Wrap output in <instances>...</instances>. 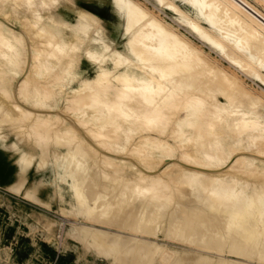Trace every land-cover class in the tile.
<instances>
[{
  "label": "bare ground",
  "instance_id": "1",
  "mask_svg": "<svg viewBox=\"0 0 264 264\" xmlns=\"http://www.w3.org/2000/svg\"><path fill=\"white\" fill-rule=\"evenodd\" d=\"M61 1L0 0L7 188L50 208L66 183L59 210L80 221L60 240L107 264H264V97L238 74L264 87V0H150L198 43L139 0H111L120 48L90 11L59 19ZM48 167L40 199L44 179L26 176Z\"/></svg>",
  "mask_w": 264,
  "mask_h": 264
},
{
  "label": "rangeland",
  "instance_id": "2",
  "mask_svg": "<svg viewBox=\"0 0 264 264\" xmlns=\"http://www.w3.org/2000/svg\"><path fill=\"white\" fill-rule=\"evenodd\" d=\"M139 1L198 43L194 36L173 19L170 12L154 7L150 0ZM179 5L183 8L181 3ZM57 9H59L57 10L59 12L58 18L69 25H73L77 21L75 10L90 11L99 19L105 33L114 41L115 45L119 48L122 45V29L119 26V18L114 11L111 0H63L59 3ZM9 23L12 28L19 29V24L15 20L12 19ZM203 49L223 66H228L213 50H209L205 45H203ZM79 67L84 77L93 76L95 65L86 58L80 59ZM238 74L243 78L247 84L246 86H249L252 90L256 89L255 91L262 93L264 97L263 86L249 78H245L242 73ZM60 106H62L61 102L59 103ZM10 138L13 140L10 136L7 143L11 141ZM60 149L63 148L60 147ZM16 173L18 171L14 155L2 143L0 145V264H107L105 260L97 255L95 256L92 250L85 251L80 244L75 248L70 242L60 240L62 229L67 230L70 228L71 221L69 219L76 222L80 221L62 215L59 210L60 206L70 209L69 203L72 197L67 184L61 183L60 185L63 202L57 198V201L53 202L50 208H47L39 202L24 198L22 193L16 194L7 188L17 180L18 174ZM26 177L25 187L30 186L35 181L44 179V184L39 187L37 196L40 199L45 198L51 187L46 180L54 177L50 167L40 171L29 170ZM46 217L54 219L60 224L64 222L63 227L56 226L52 228L46 221ZM112 230H115V228ZM161 238L160 236L159 239ZM227 257L236 261L242 260L233 255Z\"/></svg>",
  "mask_w": 264,
  "mask_h": 264
},
{
  "label": "snow or ice",
  "instance_id": "3",
  "mask_svg": "<svg viewBox=\"0 0 264 264\" xmlns=\"http://www.w3.org/2000/svg\"><path fill=\"white\" fill-rule=\"evenodd\" d=\"M197 2H198V0H197ZM196 6V3H193V7H195Z\"/></svg>",
  "mask_w": 264,
  "mask_h": 264
},
{
  "label": "built area",
  "instance_id": "4",
  "mask_svg": "<svg viewBox=\"0 0 264 264\" xmlns=\"http://www.w3.org/2000/svg\"><path fill=\"white\" fill-rule=\"evenodd\" d=\"M52 264H55V263H52Z\"/></svg>",
  "mask_w": 264,
  "mask_h": 264
}]
</instances>
